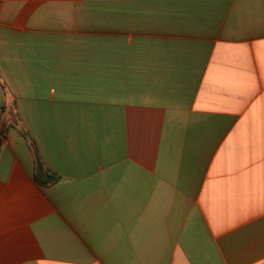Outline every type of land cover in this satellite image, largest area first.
<instances>
[{
  "label": "crops",
  "instance_id": "crops-1",
  "mask_svg": "<svg viewBox=\"0 0 264 264\" xmlns=\"http://www.w3.org/2000/svg\"><path fill=\"white\" fill-rule=\"evenodd\" d=\"M0 264H264V0H0Z\"/></svg>",
  "mask_w": 264,
  "mask_h": 264
},
{
  "label": "trees",
  "instance_id": "trees-1",
  "mask_svg": "<svg viewBox=\"0 0 264 264\" xmlns=\"http://www.w3.org/2000/svg\"><path fill=\"white\" fill-rule=\"evenodd\" d=\"M55 177L52 176L51 174H49V176L46 178V179H43V178H36V182L40 185H46V184H50L52 182L55 181Z\"/></svg>",
  "mask_w": 264,
  "mask_h": 264
}]
</instances>
